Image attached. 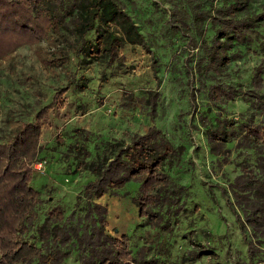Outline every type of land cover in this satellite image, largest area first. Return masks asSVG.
I'll use <instances>...</instances> for the list:
<instances>
[{
    "label": "rangeland",
    "instance_id": "1",
    "mask_svg": "<svg viewBox=\"0 0 264 264\" xmlns=\"http://www.w3.org/2000/svg\"><path fill=\"white\" fill-rule=\"evenodd\" d=\"M116 1L143 33L150 51L126 43L118 50L122 59L112 64L95 51L80 58L70 46L74 37L71 25H61L41 39L17 36V40L29 41H21L0 57V141L9 138L22 120L31 119L62 87L57 92H62L58 104L42 127L41 150L32 162V184L39 191L37 221L49 214L59 222L66 219L65 225L87 228L92 220L84 213L92 197L85 183L94 174L77 161L78 148H84L81 154L89 152L86 159L112 157L117 143L128 142L133 133L155 125L174 144L184 147L179 159L166 167L172 184L181 185L172 230L139 215L131 198L137 185L134 181L113 186L114 193L92 198L107 207L105 229L117 236L128 233L131 249L141 246L147 255L158 257V264L178 263L188 248L201 245H209L214 252L184 264H264V243L254 242V248H249L248 241L255 235L250 226L237 220L235 211L240 210L229 184L240 172L238 161L246 160L257 169L255 154L243 147L244 152L236 154L234 141L227 143L232 147L227 158L213 154L200 122L202 115L213 120L217 116L239 120L248 116V101L240 94L213 103L207 87L211 83L241 85L243 89L250 86L253 66L264 61V21L255 27V38L233 45L231 51L238 57L230 59L223 71L200 76L197 68L204 62L203 54L191 19L185 18L188 28L172 27L175 12L185 8L182 0ZM262 2L256 0L251 5L257 7ZM258 33L260 38L263 34L261 40ZM205 34L208 38L213 34L209 21L205 22ZM59 56L66 61L56 64L54 57ZM262 76L264 79V72ZM255 109L254 120L264 125V109ZM33 230L30 225L28 233ZM67 246L71 254L65 263L78 264L76 245L70 241Z\"/></svg>",
    "mask_w": 264,
    "mask_h": 264
},
{
    "label": "trees",
    "instance_id": "2",
    "mask_svg": "<svg viewBox=\"0 0 264 264\" xmlns=\"http://www.w3.org/2000/svg\"><path fill=\"white\" fill-rule=\"evenodd\" d=\"M182 1L185 8L175 12L172 27L174 30L188 28L185 18L191 19L200 36L203 54L204 62L197 68L200 76L209 71H223L230 59L238 57L236 51H231L233 45L255 38V27L264 21V2L257 5L261 7L258 9L251 5L256 0ZM206 21L213 28L209 38L205 34ZM61 25H71L74 37L70 46L80 58L95 51L112 64L122 59L118 50L126 43L151 50L130 14L116 0H0V57L21 41L41 39L51 28ZM22 34L30 39L17 40ZM257 36L261 40L259 33ZM54 58L58 59L56 64L66 61L64 56ZM263 72L264 61L256 63L250 86L245 89L241 85L222 83L207 87V96L213 103L240 94L249 104L246 118L217 116L213 120L207 115L200 116L213 154L227 158L232 150L227 143L231 141L236 154L244 152L242 147L251 148L255 154L257 169L240 160L237 162L240 172L229 182L240 210L235 211L237 220L242 226H250L255 235L248 241L249 248H254V242L264 243V125L254 120L255 108L264 109ZM59 89L31 119L22 120L9 138L0 141V264H66L71 254L67 246L70 241L76 245L78 264H158V257L147 255L141 246L131 249L128 233L117 236L108 232L104 227L107 207L92 200L105 192H116L115 185L134 181L137 185L131 198L139 215L172 230L171 218L178 213L181 185L172 184L166 167L179 159L184 147L174 144L155 125H149L142 133H133L128 142L117 143L112 157L86 159L89 152L85 149L88 153L81 154L84 148H78L81 153L77 161L94 174L85 183L87 194L92 197L87 200L84 213V217L90 216L92 220L87 228L81 224L65 225L66 219L62 226V222L49 214L37 221L39 191L32 184V162L41 150L42 127L58 104L62 93L57 94ZM152 98L154 109L156 93ZM30 225L34 226L33 233H28ZM160 242L158 245L163 248ZM201 246L188 248L175 264L214 252L209 245Z\"/></svg>",
    "mask_w": 264,
    "mask_h": 264
},
{
    "label": "built area",
    "instance_id": "3",
    "mask_svg": "<svg viewBox=\"0 0 264 264\" xmlns=\"http://www.w3.org/2000/svg\"><path fill=\"white\" fill-rule=\"evenodd\" d=\"M37 167L41 166V162L36 163Z\"/></svg>",
    "mask_w": 264,
    "mask_h": 264
}]
</instances>
